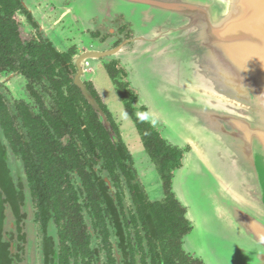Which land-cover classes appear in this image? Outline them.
I'll return each instance as SVG.
<instances>
[{
  "label": "flooded vegetation",
  "instance_id": "flooded-vegetation-1",
  "mask_svg": "<svg viewBox=\"0 0 264 264\" xmlns=\"http://www.w3.org/2000/svg\"><path fill=\"white\" fill-rule=\"evenodd\" d=\"M81 3L0 0V173L13 185V200L4 203L0 264H205L182 248L190 222L177 250L186 258L181 262L174 248L165 254L167 232L157 217L151 220L169 199L136 124L149 123L181 151L180 164L170 169L169 198L183 216L172 179L188 147L161 135L132 82L127 55L135 21L93 12L83 18L74 11ZM36 123L44 142L27 132ZM91 124L105 132H90ZM129 124L134 138L124 132ZM130 141L149 162L134 159ZM67 188L78 195L73 203L62 195Z\"/></svg>",
  "mask_w": 264,
  "mask_h": 264
},
{
  "label": "water",
  "instance_id": "water-1",
  "mask_svg": "<svg viewBox=\"0 0 264 264\" xmlns=\"http://www.w3.org/2000/svg\"><path fill=\"white\" fill-rule=\"evenodd\" d=\"M83 1L135 21L128 64L149 116L188 147L172 179L192 227L182 248L205 264H264V0Z\"/></svg>",
  "mask_w": 264,
  "mask_h": 264
},
{
  "label": "trees",
  "instance_id": "trees-1",
  "mask_svg": "<svg viewBox=\"0 0 264 264\" xmlns=\"http://www.w3.org/2000/svg\"><path fill=\"white\" fill-rule=\"evenodd\" d=\"M138 129L139 135L141 137V143L145 153L148 156L149 161H151L158 170V173L161 175L163 184L166 189V196L169 201H166L165 207L159 208L156 213L151 215V220H154L156 217L155 223L159 229H164L167 233L164 234V245L165 254H168L174 248L176 251V259L184 262L186 260L185 256L181 253L180 256L177 255V250L179 249L181 237L183 234L187 233L190 229L189 221L183 216L184 209L179 207V204L174 200L173 195L169 192V183H170V169L172 167H177L179 162V156L181 151L175 147L168 146L165 140H163L157 133V130L151 127L149 123H142L136 124ZM29 129V136L31 135L33 138L36 135V140L44 142L45 137L43 133V129L41 130V124L36 123L32 124L28 127ZM78 128V126H77ZM90 132L96 131L101 132L102 134L105 132L104 128L97 124V125H89L87 126ZM81 131V129H80ZM35 140V141H36ZM104 141V138L102 139ZM105 142V141H104ZM41 148H46L45 145L41 146ZM1 159V157H0ZM77 158H75L76 160ZM2 180L4 182H2ZM9 180V179H7ZM68 189V188H67ZM59 191L60 188H54L53 192L56 195V191ZM13 185L12 182L6 181V173H0V233L2 230L3 222H4V203L8 201V199L13 200ZM76 192L73 191L71 188L68 189V193H62V195L67 198L70 202H72L73 197H77L78 195L75 194ZM4 195L6 197L4 198ZM69 202V208L76 206L77 203L71 204ZM172 202V205L170 204ZM73 203V202H72ZM58 204L55 206L57 207ZM78 205V204H77ZM161 205L160 207H163ZM178 214L179 217L174 219V214ZM171 248H168V247ZM1 243H0V256L4 255L5 253L2 251ZM173 260V258H171ZM1 261V258H0ZM199 264V260L197 259Z\"/></svg>",
  "mask_w": 264,
  "mask_h": 264
},
{
  "label": "rangeland",
  "instance_id": "rangeland-1",
  "mask_svg": "<svg viewBox=\"0 0 264 264\" xmlns=\"http://www.w3.org/2000/svg\"><path fill=\"white\" fill-rule=\"evenodd\" d=\"M75 10V12L76 13H78V14H80V15H82L83 16V18H87V17H89L90 16V14L89 13H94V14H96L94 11H91L88 7H83V6H80V5H78L77 4V7H75L74 8ZM97 16H99V15H97ZM131 68V67H130ZM134 75H135V73L133 72V70H132V73H131V79H132V82H133V84L139 89V90H141L143 93H144V96H145V98H146V100L148 101V103H149V107H151V105H150V102H149V100H148V95H147V93H146V90L144 89L145 88V86H144V88H143V86L140 84V82L134 77ZM155 124V123H154ZM157 126V128H158V130H159V132H161V135H163V130H164V128H162V125L161 124H156ZM124 132L126 133V134H129V135H132L131 137H135L136 136V129L131 125V124H129V125H127V127L124 129ZM130 145H131V147H132V150H131V152L133 151L134 152V154H133V156H134V159H138V158H140L141 156V159H144L145 160V153L141 150V149H139V148H141V146L139 145V144H137V146H136V144L134 143L133 144V142L132 141H130ZM138 151H140V152H138ZM140 159V160H141ZM146 161V160H145ZM148 161V160H147ZM146 161V162H147ZM149 162V161H148ZM186 236V235H185ZM184 236V237H185ZM182 244H184V243H182ZM187 252H190V253H192V254H194V255H196L195 254V252H192V251H189V250H187Z\"/></svg>",
  "mask_w": 264,
  "mask_h": 264
}]
</instances>
